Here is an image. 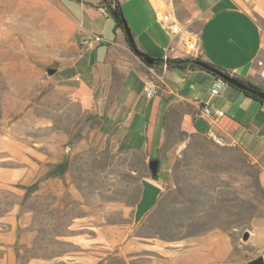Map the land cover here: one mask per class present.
I'll use <instances>...</instances> for the list:
<instances>
[{"label":"rangeland","instance_id":"rangeland-1","mask_svg":"<svg viewBox=\"0 0 264 264\" xmlns=\"http://www.w3.org/2000/svg\"><path fill=\"white\" fill-rule=\"evenodd\" d=\"M65 5L0 0V264H75L93 247L118 264H150L216 230L243 243L264 203L258 164L183 131L175 109L156 158L169 162L159 167L164 182L152 175L156 159L118 152L110 141L100 147L101 116L75 94L88 39ZM132 6L124 15L138 27ZM94 17L115 26L109 13ZM61 164L67 170L55 173ZM144 179L162 194L134 226Z\"/></svg>","mask_w":264,"mask_h":264},{"label":"crops","instance_id":"crops-1","mask_svg":"<svg viewBox=\"0 0 264 264\" xmlns=\"http://www.w3.org/2000/svg\"><path fill=\"white\" fill-rule=\"evenodd\" d=\"M120 2L122 7L133 4L140 25L136 27L130 21L128 24L142 52L155 59L165 58L170 39L161 27L158 15L172 13L191 23L192 31L198 34L202 62L264 90V79L260 77L262 68L258 65L260 61L264 62V0ZM65 8L72 19L81 24L88 39L83 65L74 77L77 81L75 94L83 105L97 110L101 116V125L95 135L100 147L110 141L118 152L143 153L149 159H156L166 136L167 118L175 109L181 117L183 131L202 136L211 132L226 146L237 147L248 154L260 168L264 189V103L251 99L228 84L219 95L212 96L211 88L218 79L208 71H163L147 66L131 50L124 31L117 28L116 23L111 31L97 23L94 11L103 13L102 10L106 9L101 0H66ZM95 37L102 41L96 42ZM177 48V53L170 54L171 59H189L182 46ZM148 79L155 80L159 86V93L152 100L143 93ZM205 105L223 111L224 116H203ZM159 161L161 166V162L167 160ZM169 174L171 176L170 168ZM248 232L249 240L239 245L225 231L209 232L185 242L182 248L167 250L171 258L147 262L249 264L257 258H264V203ZM155 245L156 249L164 250L161 244ZM92 249L83 257L76 258L74 263H121L101 257L99 247ZM132 263L123 261V264Z\"/></svg>","mask_w":264,"mask_h":264},{"label":"built area","instance_id":"built-area-1","mask_svg":"<svg viewBox=\"0 0 264 264\" xmlns=\"http://www.w3.org/2000/svg\"><path fill=\"white\" fill-rule=\"evenodd\" d=\"M102 11L105 15H108L107 9H103ZM158 21L170 39L169 46L166 49V56L163 60H173L170 58V54L178 52L177 46H182L184 49V54L189 56V59L199 58V36L194 31H192L191 23L172 13L159 14ZM94 40L96 42L102 41L99 37H95ZM258 65L262 68L260 77L264 79V62L260 61ZM162 70H168L166 64H164ZM225 85L226 84L222 80L218 79L211 88L212 96L219 95ZM143 93L148 100H152L157 97L159 93V86L155 80L148 79L145 81ZM202 115L210 118H221L224 116V112L205 105L202 108ZM207 137L213 140L214 143L219 146H226L222 139L215 137L211 132L207 133Z\"/></svg>","mask_w":264,"mask_h":264},{"label":"water","instance_id":"water-1","mask_svg":"<svg viewBox=\"0 0 264 264\" xmlns=\"http://www.w3.org/2000/svg\"><path fill=\"white\" fill-rule=\"evenodd\" d=\"M122 30L124 31L127 40L133 50V52L141 58V60L149 67H153L158 63V59L152 58L148 54L142 52L136 43L135 37L131 31V28L129 27V24L127 21H121ZM164 64H168V61L164 60ZM196 65L200 66L201 68L205 69L211 74L216 75L220 80H222L225 84H228L229 86H233L237 88L238 90H241L243 92L252 94L259 99L264 101V90L255 89L246 85H243L239 83L237 80L232 78L231 76L226 75L222 71L218 70L217 68L211 67L207 65L204 62L197 61L195 62ZM57 73V70L49 69L48 75L53 76ZM159 167H160V161L159 160H152L150 162V169L152 171L153 177L157 178L159 175ZM141 184L143 186V194L140 202L136 206V212L134 217V226L139 225L142 220L145 218L146 215H148L157 205L159 198L162 194V189L155 185L153 182L149 181L148 179H144L141 181ZM250 238V233L247 231L243 234L242 240L244 242H247ZM249 264H264V258L260 257L253 261H251Z\"/></svg>","mask_w":264,"mask_h":264},{"label":"trees","instance_id":"trees-1","mask_svg":"<svg viewBox=\"0 0 264 264\" xmlns=\"http://www.w3.org/2000/svg\"><path fill=\"white\" fill-rule=\"evenodd\" d=\"M101 3L106 7V9L109 12L110 16L115 20L116 27L122 30L121 21H127V20H126V17L124 15L123 7H122V4H121L120 0H101ZM129 46H130V44H129ZM130 48H131V46H130ZM131 50H132V48H131ZM197 61H201L200 58H197V59H185V60H182V59L168 60L167 69L168 70L169 69H179V70L201 69V70L206 71L205 69H203L200 66L195 64V62H197ZM207 65H209V64H207ZM163 66H164V60L163 59H158V63L155 66H153V67L158 68V69H162ZM209 66H211V65H209ZM211 67H214V66H211ZM214 68H216V67H214ZM220 71H222V70H220ZM222 72L225 73L228 76H231L225 71H222ZM212 75L220 80V78H218L216 75H214V74H212ZM231 77L234 78L235 80H237L239 83H241L243 85H246V86H249V87H252V88H255V89L262 90L261 88L256 87V86L248 83L247 81H245L243 79L237 78L235 76H231ZM230 87H232L233 89H235L237 91L243 92V91L238 90L237 88H235L233 86H230ZM243 93L246 96L250 97L251 99H254L256 101L264 103L263 100L259 99L258 97L254 96L252 94H249V93H246V92H243ZM66 170H67V164H61V165L58 166V168L55 171V173L64 174ZM155 179H157V178H155ZM32 189L33 188H29L30 191Z\"/></svg>","mask_w":264,"mask_h":264}]
</instances>
